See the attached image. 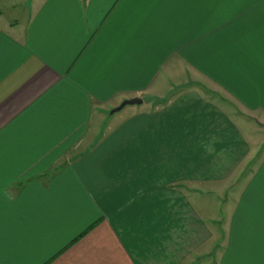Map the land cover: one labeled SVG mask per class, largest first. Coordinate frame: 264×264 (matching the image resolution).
<instances>
[{
    "label": "crops",
    "instance_id": "crops-1",
    "mask_svg": "<svg viewBox=\"0 0 264 264\" xmlns=\"http://www.w3.org/2000/svg\"><path fill=\"white\" fill-rule=\"evenodd\" d=\"M0 264H264V0L0 11Z\"/></svg>",
    "mask_w": 264,
    "mask_h": 264
},
{
    "label": "water",
    "instance_id": "water-1",
    "mask_svg": "<svg viewBox=\"0 0 264 264\" xmlns=\"http://www.w3.org/2000/svg\"><path fill=\"white\" fill-rule=\"evenodd\" d=\"M143 101L140 98H134V99H130V100H125L119 107L113 109L111 111L112 114L116 113V112H120L122 109H124L126 106L129 105H139L141 104Z\"/></svg>",
    "mask_w": 264,
    "mask_h": 264
},
{
    "label": "rangeland",
    "instance_id": "rangeland-1",
    "mask_svg": "<svg viewBox=\"0 0 264 264\" xmlns=\"http://www.w3.org/2000/svg\"><path fill=\"white\" fill-rule=\"evenodd\" d=\"M20 1V0H0V11H5L8 9V7L12 4V2ZM250 127H256L250 125Z\"/></svg>",
    "mask_w": 264,
    "mask_h": 264
}]
</instances>
